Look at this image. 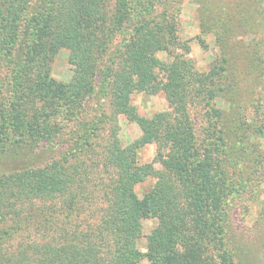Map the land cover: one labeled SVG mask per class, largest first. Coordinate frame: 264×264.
I'll return each mask as SVG.
<instances>
[{
	"label": "trees",
	"instance_id": "obj_1",
	"mask_svg": "<svg viewBox=\"0 0 264 264\" xmlns=\"http://www.w3.org/2000/svg\"><path fill=\"white\" fill-rule=\"evenodd\" d=\"M24 2L0 1V30L8 28L7 24L16 29L15 38L0 37L5 48L0 53L11 59L22 46L26 53L23 74L12 84L14 103L10 114L6 112L8 128L13 127L10 132H16L32 149L47 138L53 149L54 144L64 143L63 134H78L73 140H78L79 153L90 161L88 166L82 159L68 161L72 155L63 153L43 168L0 179V264H138L143 259L150 264H210L202 250L219 234L208 213L218 208L222 186L214 183L208 171L190 166L193 133L186 105L195 96H214L208 85L220 89L214 78L225 67L214 65L203 76L184 55H175L169 64L157 59L156 52L169 45L156 35L159 32H152L155 25L151 22L140 18L134 23L122 17L123 0H114L113 5L111 0H39L44 17L38 24L32 19L33 27L25 24L22 16L14 18L15 10L27 8ZM117 37L121 42L112 47ZM9 39L10 44L5 43ZM62 48L68 49L74 64L67 84L49 76L51 61ZM158 71L165 75L162 83L157 81ZM161 91L170 111L140 120L141 135L136 140L122 145L113 131L106 147L91 149L85 136L88 129L82 123V113L78 114L86 98L100 93L114 111L136 120L130 95ZM37 102L46 104L47 109L37 111ZM0 109L3 114L5 109ZM55 113L71 117V123L64 120L59 127H49L45 138L35 130V120L48 122V116L52 119ZM151 144L156 146L160 169L153 163H137V151ZM74 148L73 152L78 150ZM97 159L115 175L106 183L91 181L93 188H104L102 198L97 196L103 204L94 211L90 208L91 218H83L77 202L89 200L85 175ZM149 176L155 179L154 186L137 197L133 189ZM32 203L42 205L31 211L27 207ZM148 217L155 218L157 225L146 236V252L141 253L136 240L143 236L140 220ZM8 220L12 224L4 227ZM31 226L32 233L40 231L48 238L41 243H6L8 236L22 234ZM219 244L217 240L215 245Z\"/></svg>",
	"mask_w": 264,
	"mask_h": 264
},
{
	"label": "rangeland",
	"instance_id": "obj_2",
	"mask_svg": "<svg viewBox=\"0 0 264 264\" xmlns=\"http://www.w3.org/2000/svg\"><path fill=\"white\" fill-rule=\"evenodd\" d=\"M123 2L122 17L125 16L126 20L134 23H138L140 18L144 22H151L150 25H155L152 32H159L156 35L163 37L166 45H169L167 50L156 52L157 59L169 64L175 55H184L194 65L196 72L203 76L214 65L225 67L220 76L214 78L215 85L220 86V89L212 84L208 85L214 96L210 97L208 93L209 96L206 97L195 96L186 105L193 133L194 152L189 161L190 166L197 171H208L214 183H221L222 186L219 190L218 208L208 213L209 221L213 222L214 230L219 234L215 241L203 246V257L210 264H264V0ZM110 3L113 5L114 0ZM24 4L27 8L15 10L14 18L22 16L21 20L33 27L30 23L32 19L36 24L43 19V7L39 0H25ZM7 27L0 30V37L5 35L15 38V27L11 29L12 26L8 24ZM119 38L115 39L112 47L121 42ZM10 42V39L5 41L7 44ZM3 47L0 45L1 50L5 49ZM25 54L23 46L12 54L11 59L10 55L6 58L0 53V108L5 109L3 114L0 112V179L12 173L43 168L49 162L58 160L63 153L72 155L70 160L67 158L68 161L82 159L88 166L90 158L81 156L78 140H73L78 134L75 137L74 133L69 136L63 134L64 143L61 146L54 144L53 149L47 138L49 135L46 129L59 127L64 120L71 123V117L55 113L52 119L48 116V122L43 119L35 120V130H40L47 138L46 141L39 142L42 144L35 149L21 142L16 132H10L14 128H8L6 112L10 114L9 107L14 103L12 84L19 74H23ZM9 61L13 63L9 64ZM73 73L74 64L70 53L68 49L62 48L51 61L49 76L57 83L67 84ZM156 75L157 81H165L163 72L158 71ZM130 104L136 109V120L118 114L100 93L82 102V111L78 114L82 113V123L88 129L85 136H88L87 140L91 142L93 151H101L106 147L113 131H116V137L122 145H128L141 135L138 125L140 120L152 119L158 113L170 111L163 91L156 94L134 92L130 95ZM47 107L46 104L37 102V111ZM73 147L78 150L73 152ZM90 156L91 154L88 155ZM136 159L139 165L153 163L156 169H160L156 161V146L153 144L139 149ZM92 166L85 175L86 182L89 183L84 184L89 200L77 202L78 212H82L83 218L91 215L90 208L94 211L103 204L101 198L104 188H93L90 186L91 181L102 179L106 183L109 177L115 175L112 169L106 171L102 168L98 159ZM97 166L99 168L95 169ZM154 183L155 179L149 176L133 192L141 198ZM219 185L218 189L221 187ZM98 195L101 198L97 199ZM41 205L28 204L27 209L31 208L32 211L34 207ZM88 221L90 222L89 218ZM4 224L6 227L12 222L8 220ZM140 225L143 236L136 240V247L141 253H145L146 236L156 227L157 220L142 218ZM33 228L31 226L22 234L17 232L8 236L6 243L9 246L32 240L41 243L48 238H44L40 231L32 233L30 230ZM217 240H220L218 246L215 245ZM138 264L150 262L143 259Z\"/></svg>",
	"mask_w": 264,
	"mask_h": 264
}]
</instances>
